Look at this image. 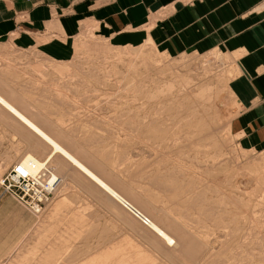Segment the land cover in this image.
<instances>
[{
    "label": "rangeland",
    "instance_id": "obj_1",
    "mask_svg": "<svg viewBox=\"0 0 264 264\" xmlns=\"http://www.w3.org/2000/svg\"><path fill=\"white\" fill-rule=\"evenodd\" d=\"M164 11L121 33L85 20L56 51L0 39V89L49 120L53 137L176 246L57 156L44 170L55 181L44 213L0 185V264H264V149L230 126L232 59L165 46L151 34ZM45 147L0 108V182Z\"/></svg>",
    "mask_w": 264,
    "mask_h": 264
},
{
    "label": "crops",
    "instance_id": "obj_2",
    "mask_svg": "<svg viewBox=\"0 0 264 264\" xmlns=\"http://www.w3.org/2000/svg\"><path fill=\"white\" fill-rule=\"evenodd\" d=\"M186 1L191 0H0V39L17 34L19 46L56 51L54 42L68 41L85 20L96 19L103 30L121 33L149 24L164 9L151 34L160 33L162 41L168 40L165 46L231 57L228 90L236 115L230 126L242 134L243 143L264 149V0ZM7 91L0 89L44 130L54 127L29 115V104Z\"/></svg>",
    "mask_w": 264,
    "mask_h": 264
},
{
    "label": "bare ground",
    "instance_id": "obj_3",
    "mask_svg": "<svg viewBox=\"0 0 264 264\" xmlns=\"http://www.w3.org/2000/svg\"><path fill=\"white\" fill-rule=\"evenodd\" d=\"M0 108L1 110L3 109L7 114H9L14 120H16L22 127H24L32 135H34L36 138L42 141L44 143V147L46 146L45 147L47 149L46 151L50 150V153L47 155V158L44 161H41L39 156H37L36 154L32 152L26 154L25 157L20 161V163L16 164V165H20V167L22 168L24 172L32 176H35V177H43L45 181H48L47 176H46L47 174L44 172V170L47 169V167L52 163V161L57 156H59L68 165H70L73 169H75L78 173H80L85 179H87L91 184L95 185L103 193V196L106 195L107 199L105 197L104 198L108 200L109 204L122 209L126 214H130V216L133 217L135 220L137 219L144 227L148 228L156 236L155 238L160 239L164 243V245L168 247L173 245L170 248H173L176 246L177 244L176 241L167 232V230L162 228V226H160L158 223L146 217L138 208H136L134 205L128 202V200L125 198V196L122 193H120L117 189H115L113 186L107 183L99 174H97L96 172L91 170L89 167H87L76 155H74L69 150H67L65 146L61 142H59V140H57L55 137L49 134L41 126H39L30 116L28 117V115L22 112L12 101H10L8 98L3 96L1 93H0ZM55 177L53 179H55ZM0 185H1V182H0ZM54 193H55V190L53 187L52 196L50 197V200L46 203L45 207L41 209V211H37L31 208L29 210L38 215L44 213L46 208L50 206L49 203L53 199ZM136 211H139L142 214V216L140 217L139 215L137 216ZM145 218L149 220L148 223H145L143 221L145 220Z\"/></svg>",
    "mask_w": 264,
    "mask_h": 264
},
{
    "label": "built area",
    "instance_id": "obj_4",
    "mask_svg": "<svg viewBox=\"0 0 264 264\" xmlns=\"http://www.w3.org/2000/svg\"><path fill=\"white\" fill-rule=\"evenodd\" d=\"M13 166L2 177L3 191L10 193L26 208L41 211L52 196L54 182L50 183L43 177L32 176L24 172L20 165ZM136 212L137 216H142L139 211ZM143 221L148 223L149 220L145 218Z\"/></svg>",
    "mask_w": 264,
    "mask_h": 264
}]
</instances>
